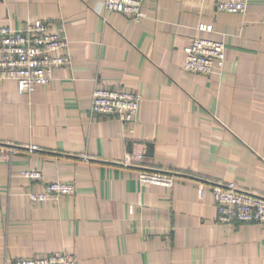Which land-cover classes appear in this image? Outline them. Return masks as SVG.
I'll use <instances>...</instances> for the list:
<instances>
[{"label":"crops","instance_id":"0c3cea01","mask_svg":"<svg viewBox=\"0 0 264 264\" xmlns=\"http://www.w3.org/2000/svg\"><path fill=\"white\" fill-rule=\"evenodd\" d=\"M218 1L146 0L133 23L105 0H0V26L52 21L72 56L31 95L0 81V143L18 150L0 160V264L60 252L78 264H264V222L219 223L212 191L235 182L264 197V0L245 14ZM195 37L225 41L220 74L183 70ZM99 86L142 94L137 119L93 115ZM142 168L177 181L141 186ZM56 179L75 193L29 199Z\"/></svg>","mask_w":264,"mask_h":264},{"label":"built area","instance_id":"2783aa9c","mask_svg":"<svg viewBox=\"0 0 264 264\" xmlns=\"http://www.w3.org/2000/svg\"><path fill=\"white\" fill-rule=\"evenodd\" d=\"M146 0H105L107 12L120 13L133 23H141L148 15L144 10ZM220 11L245 14L248 0H219ZM212 25L201 24L200 30L211 31ZM182 68L189 73L205 76L220 74L226 63V44L223 39L195 37L185 48ZM69 41L62 29L54 22L43 19H29L20 29L9 25L0 26V81H15L21 95H31L37 87L50 86L53 71L70 66ZM143 95L134 91L105 86L97 87L92 96L91 113L95 116H115L132 123L139 114ZM30 150L36 146H29ZM13 146L0 143V160L7 154L17 153ZM141 155H139L140 158ZM138 157L127 155L125 165H132ZM85 159H88L85 157ZM22 176L32 180L43 178L41 171L27 169ZM141 186L161 185L173 187L178 175L173 172L141 169L138 171ZM74 182L53 180L39 192L27 193L32 202L59 201L64 195H73ZM213 197L217 207V221L222 224L264 222V197L242 190L235 182L213 185ZM133 213L134 209L131 208ZM4 264H78L77 257L70 252L50 253L31 257L9 259Z\"/></svg>","mask_w":264,"mask_h":264}]
</instances>
